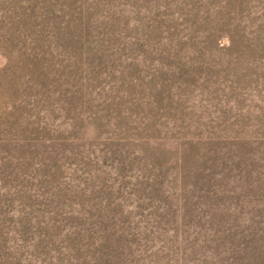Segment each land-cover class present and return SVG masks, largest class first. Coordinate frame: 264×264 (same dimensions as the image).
<instances>
[{
  "label": "rangeland",
  "instance_id": "374dc122",
  "mask_svg": "<svg viewBox=\"0 0 264 264\" xmlns=\"http://www.w3.org/2000/svg\"><path fill=\"white\" fill-rule=\"evenodd\" d=\"M0 264H264V0H0Z\"/></svg>",
  "mask_w": 264,
  "mask_h": 264
}]
</instances>
